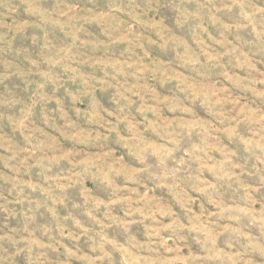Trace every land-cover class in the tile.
<instances>
[{
	"label": "rangeland",
	"instance_id": "374dc122",
	"mask_svg": "<svg viewBox=\"0 0 264 264\" xmlns=\"http://www.w3.org/2000/svg\"><path fill=\"white\" fill-rule=\"evenodd\" d=\"M261 8L0 0V264H125L126 241L134 264H242L239 242L264 234ZM109 73L139 100L105 148L127 99ZM110 156L111 177L83 178Z\"/></svg>",
	"mask_w": 264,
	"mask_h": 264
},
{
	"label": "clouds",
	"instance_id": "9594fccd",
	"mask_svg": "<svg viewBox=\"0 0 264 264\" xmlns=\"http://www.w3.org/2000/svg\"><path fill=\"white\" fill-rule=\"evenodd\" d=\"M36 7H40L42 10V17H43V22L47 23L50 22L54 18V13L56 16L59 15V10L57 8V5L54 4L51 9L52 11H49L48 7H45L44 5H36ZM250 11L252 12V15L255 16L256 12L255 10L251 7L248 6ZM118 11L119 8H116ZM260 14L264 15V8L260 9ZM132 73H135V69L130 70ZM112 73H109L108 75L104 76L103 79L109 81L112 83L115 87L119 88L121 93L125 96H127V99H120L119 104L116 107H112L111 111L114 116L113 123L108 125L109 132V140L105 144V148H111L112 146V141L121 133L124 132L127 120L125 117L131 118L132 117V112L134 110V106L136 105L137 101L139 100V97L136 98V101L133 102V104H129L128 100H132L133 97L129 91H127V87L125 86L124 88H120L119 81H112L111 80ZM143 79V76H139L137 78L136 83L139 85L140 81ZM90 86L92 88L97 87L98 85L94 82H89ZM140 92H143L142 88L138 89ZM186 97V98H185ZM182 102L187 105L189 108L193 109V114L189 116V118H195V109L196 105L198 104V101H193L191 93L186 92L185 96L181 97ZM98 113L99 116L102 120H107V119H112L108 117L106 111L104 110V107L98 108ZM123 121V123H121ZM64 128V131H66L69 134H74L75 129L71 127H64L63 125L61 126ZM138 130H142L138 126ZM129 137L131 138V133H128ZM101 141H103V137H101ZM130 143H132L134 146L136 145V141L130 139ZM74 148L80 150L81 155L84 153V148L80 144H74ZM91 151V149H89ZM118 154H123V153H118ZM115 156H110L106 157L103 160H98L94 161L88 168L87 170H82L83 171V178L87 179L88 178V173L91 172L99 178V175L107 173L110 177L113 175V173H108L107 170V165L108 161L110 159H115ZM11 159V158H10ZM101 232H103V228H101ZM241 244L240 251L237 253L239 256L240 260L242 261V264H264V234H261L260 236L253 237L249 239L248 241L244 242H239ZM126 248L127 251L122 252V255L125 257V264H134L135 256H136V251L137 249V244L132 241H126ZM103 245L104 249L107 251H110V248L108 247L106 241L101 237V239L98 241V246ZM9 252H11V249H9ZM214 252V249H209V254ZM12 255H15V253H12ZM105 257H102L104 259ZM110 259V258H109ZM199 264H208L207 259H202L199 261Z\"/></svg>",
	"mask_w": 264,
	"mask_h": 264
}]
</instances>
